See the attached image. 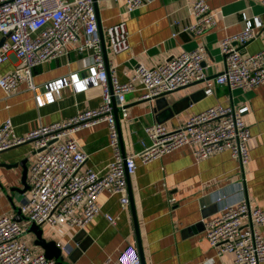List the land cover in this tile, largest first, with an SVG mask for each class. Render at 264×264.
Listing matches in <instances>:
<instances>
[{
  "label": "crops",
  "instance_id": "obj_1",
  "mask_svg": "<svg viewBox=\"0 0 264 264\" xmlns=\"http://www.w3.org/2000/svg\"><path fill=\"white\" fill-rule=\"evenodd\" d=\"M194 1L152 0L127 13L124 0H93L98 32L103 37L107 27L122 21L128 33L127 50L113 53L105 46V54L102 51L105 69L114 67L119 81L124 82L137 63L152 67L170 55L204 46L203 71L207 77H214L224 69L220 41L241 31V13L262 21L256 37L240 49L241 55L255 53L263 47L264 7L260 0H204L214 13V25L200 34L185 30L195 21L191 13ZM16 62V57L10 55L0 64V73L11 70ZM92 62L90 52L77 54L69 47L66 56L34 67L32 80L41 93L46 83L61 78L67 80L70 73H81ZM204 85V81L198 80L166 93L165 99L172 109L167 112H154L153 101L139 99L141 89L128 93L126 118L118 115L117 123L121 151L128 154L141 150V142L147 141L143 129L157 123L156 117L171 130L185 123L191 115L216 104L247 105L244 120L250 132L248 161L240 165L224 150L196 162L189 145H182L145 164L136 159V169L129 175L127 184L132 206L129 200V205L121 208L118 194L102 191L96 200L98 214L82 230L64 220L36 224L42 237L55 240L62 248L63 264H118L121 249L132 243L137 246L132 207L144 264H235L231 254L218 255L209 245L201 221L215 214L223 204L242 198L252 207H264V83L245 89L214 85L209 94L204 93ZM53 95L52 102L38 107L34 92L25 83H20L9 95L0 88V124L10 119L15 133L25 135L39 125L64 121L101 102L96 88L75 93L71 86H63ZM74 137L87 155L82 167L104 171L113 158L105 122L89 123L78 129ZM33 151V143L28 142L0 153V215L24 219L27 188L23 189L21 176L25 168L27 179ZM80 213V209L75 212ZM106 215L115 222L110 223ZM244 222L242 220V224ZM258 231L264 235V225L259 226ZM21 239L34 253H43L34 244L32 231L27 230ZM65 246L70 248L67 250ZM52 259L51 264H57Z\"/></svg>",
  "mask_w": 264,
  "mask_h": 264
},
{
  "label": "built area",
  "instance_id": "obj_2",
  "mask_svg": "<svg viewBox=\"0 0 264 264\" xmlns=\"http://www.w3.org/2000/svg\"><path fill=\"white\" fill-rule=\"evenodd\" d=\"M152 0H124L127 13L139 9ZM264 7V0H260ZM195 21L185 30L200 34L214 25V13L204 0L191 6ZM240 32L220 41L224 69L214 77H207L202 61L204 46L170 55L162 63L146 67L137 63L127 79L119 81L114 67H104L102 45L98 32L93 0H0V64L10 55L16 57L15 66L0 73V88L9 95L20 83L34 92L38 107L54 100L53 92L71 86L75 93L91 88L99 89L101 102L97 107L78 111L64 121H56L17 135L10 119L0 124V153L18 145L32 142L34 151L29 158L27 197L23 203L24 219L15 221L0 215V264H51L53 259L34 253L21 239L31 223L55 224L64 220L82 230L99 212L97 197L102 191L119 195L121 208L129 205L126 176L141 163L161 157L174 149L189 145L191 154L199 162L214 153L228 150L240 165L248 161L250 132L244 120L247 105L216 104L191 115L178 127L168 130L161 123L145 126L147 141L141 150L122 154L117 115L126 118V95L141 89L139 99L152 100L165 93L204 81V93H211L214 85L229 89H245L264 83V44L252 54L242 56L240 49L256 37L262 27L259 17L241 13ZM105 46L113 53L128 49L125 23L106 28ZM72 47L77 54L90 52L93 62L81 73H70L68 79L46 83L45 91L32 80L34 67L60 56ZM104 121L112 160L104 171L83 168L87 160L74 133L89 123ZM173 200V199H172ZM77 209L81 210L76 215ZM110 223L115 219L106 215ZM242 220H245L242 224ZM204 236L216 253H229L235 264L264 262V235L258 227L264 225V207H252L242 198L223 204L210 217L202 219ZM68 250L70 247L65 246ZM118 264H141L135 243L118 252Z\"/></svg>",
  "mask_w": 264,
  "mask_h": 264
},
{
  "label": "water",
  "instance_id": "obj_3",
  "mask_svg": "<svg viewBox=\"0 0 264 264\" xmlns=\"http://www.w3.org/2000/svg\"><path fill=\"white\" fill-rule=\"evenodd\" d=\"M99 36H100V40H101L102 51L105 54L104 37H103V34L100 31H99ZM3 41H4V38H1L0 39V44ZM165 94H163V95H161L159 97H155V98H153L151 100L154 103V107H153V111L154 112L155 111L157 112V111H160V110H161V112H167V111L172 110L170 107H168V102L165 99ZM161 112H159L158 114L160 115ZM114 114H115L116 124H117L118 123V115H117V108L116 107H114ZM156 122L160 123L161 120L156 117ZM122 154L124 155V151L123 150H122ZM20 164L23 165V162H21ZM128 178H129V175L126 176L127 184H128ZM21 182L24 185L23 189L25 190L27 188V184H26V170H25V168L23 169V172H22ZM129 200H130V204L132 206L131 195L130 194H129ZM132 214H133L134 228H135V233H136L137 249H138V253H139L141 264H144L143 249H142V245H141V242H140L138 225H137L136 217L134 215L133 207H132ZM13 219L15 221H20V218L18 216L13 217ZM27 230L32 231L35 234L34 244L42 249L43 255L46 258H49V259L54 258L56 260L57 264H63V262H64V257L62 255V251L63 250H62V248L59 245H57L55 240H52V239L47 240L46 238L42 237L41 236V229L38 227V225H36L34 223H32Z\"/></svg>",
  "mask_w": 264,
  "mask_h": 264
}]
</instances>
